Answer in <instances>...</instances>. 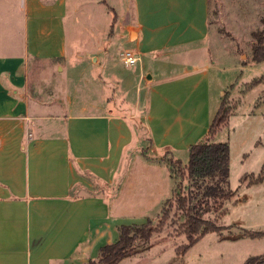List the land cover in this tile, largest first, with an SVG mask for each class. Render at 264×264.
Instances as JSON below:
<instances>
[{
	"label": "crops",
	"instance_id": "obj_1",
	"mask_svg": "<svg viewBox=\"0 0 264 264\" xmlns=\"http://www.w3.org/2000/svg\"><path fill=\"white\" fill-rule=\"evenodd\" d=\"M208 17L209 0H0V264L95 259L129 224V177L142 203L167 196V170L131 148L133 124L150 153L181 161L207 138L227 89ZM34 61L49 81L31 78ZM261 102L263 89L227 124Z\"/></svg>",
	"mask_w": 264,
	"mask_h": 264
},
{
	"label": "rangeland",
	"instance_id": "obj_2",
	"mask_svg": "<svg viewBox=\"0 0 264 264\" xmlns=\"http://www.w3.org/2000/svg\"><path fill=\"white\" fill-rule=\"evenodd\" d=\"M208 23L211 54L224 69L223 90L226 85L227 89L223 97L215 95V109L220 102L222 107L215 115L216 122L207 139L211 141L221 136L224 139L221 141L229 143L228 189L234 195L221 203L220 210H224V215L219 216L218 211L211 210L203 217L214 220L222 229L207 232L184 254L178 255L176 247L186 240L178 228L183 213L174 207L162 231L153 234L148 242L142 244L138 253L118 264H241L249 256L264 253V237L251 238L247 235L248 231H264V114L255 111V115L249 119L248 116H237L227 124L236 108L237 115L243 114L245 108L247 112L244 114L249 113L253 109L254 99L257 100L262 89L264 91V63L248 65L251 64V50L255 43L254 33L264 29V0H209ZM125 51L131 50L126 48ZM123 52H119V59L129 68L131 65L124 62ZM34 65L37 69L31 78L34 81H49L43 73L42 64L34 61ZM250 88V94L241 102L238 93L244 94ZM261 105L264 107V102ZM137 120L133 124L131 148L138 151L141 159L160 164L162 173L167 170V196L163 198L166 192L164 185H160L164 192L163 199L156 206L142 203L137 199L138 192L142 190L141 184L138 178L129 177L125 188L127 211L124 216L129 224H142L154 219L173 190L176 191L175 195L195 196L192 203L201 198L204 191V186L197 189L189 180L179 176L176 160L169 152H161L160 155L149 152L151 144L147 129L141 118ZM187 157L184 154L181 165L187 162ZM258 176L262 177V181L249 183ZM170 180L172 188L169 186ZM214 182L209 180L207 184ZM190 192L192 196H189ZM210 202L213 203L212 200Z\"/></svg>",
	"mask_w": 264,
	"mask_h": 264
},
{
	"label": "trees",
	"instance_id": "obj_3",
	"mask_svg": "<svg viewBox=\"0 0 264 264\" xmlns=\"http://www.w3.org/2000/svg\"><path fill=\"white\" fill-rule=\"evenodd\" d=\"M254 39L250 59L254 62L264 61V29L255 32ZM215 122L216 116L210 124L207 135L210 134ZM229 151L228 142H214L206 137L192 144L188 150L186 164L181 165L178 159H175V164L181 178L189 180L197 189L204 186L201 198L192 203L191 200L195 196L190 198L188 195H175L176 191L173 190L154 219H148L142 224H121L118 227L117 240L100 247L95 259H89L81 264H118L124 258L138 253L142 244L148 242L153 234L162 231L174 207L181 209L183 213V220L178 228L186 240L176 247L178 255L184 254L207 232H219L222 226L217 225L214 220L204 218L203 215L211 210L218 211L219 216L224 215V210H220L221 203L234 195V192L228 189ZM209 180L215 182L209 185L207 184ZM259 181H262L260 176L249 183ZM189 196H192V192ZM211 200L214 204H210ZM247 235L258 238L264 236V231H248ZM241 264H264V253L249 256Z\"/></svg>",
	"mask_w": 264,
	"mask_h": 264
},
{
	"label": "built area",
	"instance_id": "obj_4",
	"mask_svg": "<svg viewBox=\"0 0 264 264\" xmlns=\"http://www.w3.org/2000/svg\"><path fill=\"white\" fill-rule=\"evenodd\" d=\"M123 51V60L126 64L135 65L140 60L139 56L134 55L132 51H125V49Z\"/></svg>",
	"mask_w": 264,
	"mask_h": 264
}]
</instances>
